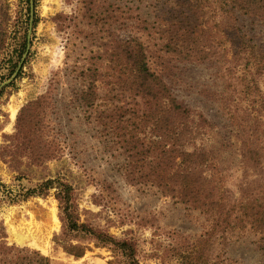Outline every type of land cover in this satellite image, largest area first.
<instances>
[{
	"label": "rangeland",
	"instance_id": "1",
	"mask_svg": "<svg viewBox=\"0 0 264 264\" xmlns=\"http://www.w3.org/2000/svg\"><path fill=\"white\" fill-rule=\"evenodd\" d=\"M199 1L188 2L194 6ZM209 1L204 2L202 23L208 29L200 40L215 55L197 62L160 51L166 20L183 0H0V237L5 235L10 245L40 252L51 264H125L119 251L84 233L68 236L70 243L83 248L82 256L64 250L59 244L64 228L56 188L47 196L14 201L46 179L63 178L74 187L80 222L118 239L135 240L140 264L182 262L181 254L209 229L211 219L152 183L127 177L126 168L135 162L137 150L153 140L151 124L144 129L141 125L140 115L146 109L143 98L129 92L108 97L117 67L103 52L116 41L141 36L153 54H164L165 62L152 57L157 64L152 67L167 64L165 74L173 93L197 120L202 116L212 124L204 140L196 142L213 151L216 179L221 177L225 186L236 190L243 169L232 111L241 120L248 114L264 118V75L253 69L260 85L248 91L250 96L240 91L245 90L240 86L246 68L230 61V46L215 27L220 11ZM181 8L190 11L187 5ZM248 25L264 42V25ZM95 68L99 70L95 100L88 105L82 94ZM45 95L53 102L48 125L51 132H58L63 153L40 164L29 153L12 155L15 148L7 136L16 132L20 110ZM120 106H126L127 112L118 111V122L109 123L104 109ZM200 124L203 132L208 129ZM132 136L144 145L135 139L129 144ZM47 223L55 226L49 233L42 230ZM228 235L229 240H212L213 257L219 256L223 264H264V251L258 249V236L248 224L238 222Z\"/></svg>",
	"mask_w": 264,
	"mask_h": 264
},
{
	"label": "trees",
	"instance_id": "2",
	"mask_svg": "<svg viewBox=\"0 0 264 264\" xmlns=\"http://www.w3.org/2000/svg\"><path fill=\"white\" fill-rule=\"evenodd\" d=\"M188 1L177 3L180 4L179 9L167 18L168 24L163 30L165 45L160 51H164V54L171 53L179 57L177 59L202 62L215 55L212 50L205 48L200 40V36L208 29L202 24L206 21L204 2L210 1L200 0L194 6ZM211 2H214L220 11L215 27L230 46L232 56L230 61L233 66L241 65L247 71L241 78L244 83L240 86L245 90L240 91L242 93L246 91L245 94L250 96L248 91L260 85L253 69L264 75V42L257 40L254 28H250L248 24L254 25L259 22L264 25V0H211ZM184 5L190 7L189 12L181 8ZM141 23L146 25L147 22L141 20ZM176 48L183 49L180 51ZM110 49L105 50L103 56L105 53L108 54L110 61L116 64L117 68L114 69L117 76L108 97L112 99L118 97L120 93L129 92L135 97L143 98L146 109L140 115V121L143 129L147 124H151L153 139L147 148L143 146L137 150L133 156L136 158L135 162L126 168L127 177L131 181L150 182L164 194L178 198L183 203L207 213L211 219L209 229L204 231L189 251L181 254L180 264H223L219 256L215 258L210 254L211 246L217 239L229 240L228 234H232L238 222H243L244 227L249 225L250 230L258 236L255 242L258 249L264 251L262 115L248 114L246 119L241 120L239 113L237 114L236 110L232 111L231 120L236 126L235 137L239 143L243 171L236 190L225 186L223 180L219 179L221 177L216 179V172H213L215 170L213 151L203 142L200 144L196 142L197 139L204 140L205 134L213 129L212 124L202 116L197 120L193 110L173 93L165 74L167 64L164 63L162 67L160 63L162 68L152 67L154 63L157 65L152 61L154 59L152 57L165 62L167 59H163L164 54L160 55L159 52L153 54L141 36H134L128 41H116ZM223 57V54L220 55V58ZM98 71V68L92 70L91 81L82 94V99L88 105L94 104L97 80L95 76L99 74ZM103 75L101 72V77ZM50 108H53L52 98L45 95L29 102L20 110L16 132L7 136L15 148L12 155L19 154L20 157L29 153V158L40 164L62 155L59 134L54 129V132L50 131L48 121ZM126 110V106L107 108L104 112L101 111V115L102 112L105 113L109 123L118 122L117 112H127ZM200 122L208 126L206 131L203 132L204 127ZM134 139L136 140L132 136L129 144L134 143ZM53 187L56 188L54 195L59 201L64 228L59 244L66 252L76 257L83 255V248L70 243L68 236L70 237L72 233H84L95 239L98 244L109 245L119 251L124 257L125 264H140L135 240L118 239L106 231L94 229L80 222L74 187L63 178L46 179L37 188L27 190L20 194L19 198L17 196L14 201L21 198L25 200L35 194L47 196ZM5 238V235L0 237V264H51L49 257L36 250L10 245ZM63 240L67 242L64 243Z\"/></svg>",
	"mask_w": 264,
	"mask_h": 264
},
{
	"label": "bare ground",
	"instance_id": "3",
	"mask_svg": "<svg viewBox=\"0 0 264 264\" xmlns=\"http://www.w3.org/2000/svg\"><path fill=\"white\" fill-rule=\"evenodd\" d=\"M55 227V226H54ZM52 223H47L44 227H42V230L46 229V233H49L52 228ZM57 227V226H56ZM17 238L19 241H24V236L17 234ZM41 246V245H40Z\"/></svg>",
	"mask_w": 264,
	"mask_h": 264
},
{
	"label": "water",
	"instance_id": "4",
	"mask_svg": "<svg viewBox=\"0 0 264 264\" xmlns=\"http://www.w3.org/2000/svg\"><path fill=\"white\" fill-rule=\"evenodd\" d=\"M20 67H21V64H20L18 70L20 69ZM15 75H16V73L13 75V77L10 80L4 82L2 85H5L6 83L10 82L15 77Z\"/></svg>",
	"mask_w": 264,
	"mask_h": 264
}]
</instances>
